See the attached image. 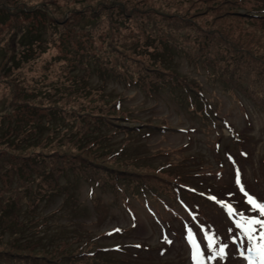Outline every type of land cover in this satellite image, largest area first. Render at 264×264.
<instances>
[{
  "label": "rangeland",
  "instance_id": "rangeland-1",
  "mask_svg": "<svg viewBox=\"0 0 264 264\" xmlns=\"http://www.w3.org/2000/svg\"><path fill=\"white\" fill-rule=\"evenodd\" d=\"M249 10L264 0H0V264H264V22ZM12 162L41 173L33 197L16 191L21 226L7 204L36 173L8 184ZM108 166L151 189L118 192Z\"/></svg>",
  "mask_w": 264,
  "mask_h": 264
},
{
  "label": "trees",
  "instance_id": "trees-1",
  "mask_svg": "<svg viewBox=\"0 0 264 264\" xmlns=\"http://www.w3.org/2000/svg\"><path fill=\"white\" fill-rule=\"evenodd\" d=\"M2 10V9H1ZM2 11H6V10H2ZM7 13H8V11H6ZM254 13L253 15H250L251 13ZM248 13H250V14H248L247 16H249L250 17V19H255V20H257V21H262V22H264V15L263 14H258L259 12L258 11H252V10H249V12ZM248 18V17H247ZM98 97H100V96H96V99L98 98ZM91 100H93V94H92V96H91ZM104 104V107H106V109H107V111L108 112H111V113H113V112H117V113H120V116H118L119 117V119L120 120H127V117L125 116V114L123 113V111H121V110H119V107L118 106H116V99H114V101L112 102V104L110 105V104H108L107 102H103ZM115 107H117V109L116 110H114L113 112H112V109L113 108H115ZM53 115H59V114H57V113H52ZM81 115V114H80ZM126 118V119H125ZM141 123L142 122H140V124L138 125V126H141ZM95 124H97L98 126H102L103 128H105V130H113L114 131V133H117V132H119L120 130V128L121 129H123V130H136L137 129V127L138 126H122V125H120L119 123H117V122H109V121H97V122H89V123H87L86 122V126L88 127V126H91V125H95ZM97 126V127H98ZM145 126H150V127H152L150 124H148V122L145 124ZM156 127V126H155ZM82 128V132H83V134L85 135V138L84 139H82V138H78L76 141H83V140H85V141H90V142H93L94 144L96 143L95 142V140L94 141H92L91 140V137L89 136V134L91 133V131H89L88 130V128H85L84 126H82L81 127ZM161 128H163V127H161ZM138 130V129H137ZM139 131V130H138ZM79 133V132H78ZM77 133V134H78ZM111 133V132H110ZM110 133H109V135H110ZM109 137V136H108ZM33 145H36V143L35 144H33ZM82 146H88V145H82ZM103 147H101V149H102ZM88 149H90L89 147H88ZM118 151V150H117ZM107 155H108V157L109 158H112L113 156L111 155V154H109V153H107ZM7 156V155H6ZM40 156V153H38L37 152V154L34 156L35 158L37 157H39ZM115 156V155H114ZM8 157V160H9V156H7ZM13 158H15L14 156H13ZM25 158H27V160L29 161V159L30 158H28V157H25ZM34 161H36V163H37V165L39 166V170H41V163H45L46 162V160L45 159H41V158H39V159H37V160H34ZM34 162H28L27 164H25V163H17L16 164V162H12V164L10 165V167H8V172H9V174H7V178H8V184H10L13 180H14V176H15V174H16V172H17V167H24V169L25 170H28L26 173H28V174H32V173H36L35 171H34V169H36L35 167H34ZM109 167V169H111L113 172L110 174V176H106L105 178H108L111 182H112V184H113V188L115 189V190H117L118 192H120V191H123V192H125L126 191V189L124 188L125 186L124 185H122V182L120 181V180H124V179H128V181H131V182H134L135 184L134 185H132V188H133V190H134V192L135 193H138V194H142V193H144V192H149V190L151 189V187L149 186L151 183L150 182H148V181H142V178L140 179V180H138L136 177H134L133 175V172H131V171H127V170H124V169H121V168H117V167H113V166H108ZM38 170V171H39ZM66 170V167L64 168H61V172L63 173L64 171ZM49 171L51 172V173H54V170L53 169H50L49 168ZM83 173L86 175V174H88L89 172H87L86 170H83ZM41 175V173L40 174H35L34 175V177H32L30 180H29V182H27V183H25V182H23L22 180L20 181V182H18L17 184L19 185V186H17V188H14V193L17 195V197L15 198V199H13V200H11L10 201V203L9 204H7V206H11V208H12V214H11V219H10V222L12 221V220H14L15 222H16V224L19 226H21V224H22V222L21 221H19L18 219H19V217H18V214H16V213H14V208H18V207H21L22 206V202L20 203L21 204V206H18V204H19V198L21 197V196H23L24 195V191H23V194H21V193H19V192H16V191H18V188H20L21 186L20 185H23L24 187H27L26 189H25V191H27L28 192V196H31V197H33L34 195L33 194H35V192L37 191L36 190V188H35V186L37 187L39 184H38V180H37V178L39 177ZM150 175V173H147L146 175H145V177L146 176H149ZM87 176V175H86ZM42 178H44V176H42ZM90 178V181L92 180V178H94V181L92 182V183H90V184H93V185H98V184H100V183H103L104 182V179L105 178H102V176H101V179H98V178H95L94 176H90L89 177ZM144 179V178H143ZM177 180V179H176ZM177 185H181V182H178L177 183ZM49 186L51 187V186H53L54 187V184H52V185H50L49 184ZM9 188V185H5L4 187H3V189L4 190H7ZM173 188V190L171 191V190H164V192H169L170 193V195H175L177 192H180V190L182 189L181 188V186H178V187H172ZM46 191L47 190H49L48 188H46L45 189ZM152 191V190H151ZM44 195H47L46 193H43ZM1 202V201H0ZM2 219V218H1ZM17 220L19 221V223H17ZM9 222V223H10ZM10 228V227H9ZM18 228V227H17ZM7 229H8V227H7ZM6 229H2V228H0V232L1 231H5ZM15 234H18L17 232H13V234L11 235V236H13V238H10V240L9 241H12V242H15L16 240H17V238L15 237ZM10 236V237H11ZM17 244V243H16ZM18 245H23V244H21V243H19ZM16 248H23V246H18V247H16ZM6 263H8V262H6Z\"/></svg>",
  "mask_w": 264,
  "mask_h": 264
},
{
  "label": "snow or ice",
  "instance_id": "snow-or-ice-1",
  "mask_svg": "<svg viewBox=\"0 0 264 264\" xmlns=\"http://www.w3.org/2000/svg\"><path fill=\"white\" fill-rule=\"evenodd\" d=\"M249 201L250 203L253 202L251 197H249ZM256 207L260 210V213L264 215V203L256 204ZM251 223L253 224V226H255L256 224H264V221L257 219V220L251 221Z\"/></svg>",
  "mask_w": 264,
  "mask_h": 264
}]
</instances>
